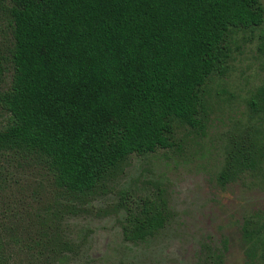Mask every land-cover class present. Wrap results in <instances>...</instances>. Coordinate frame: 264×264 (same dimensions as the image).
Returning <instances> with one entry per match:
<instances>
[{
	"label": "trees",
	"instance_id": "1",
	"mask_svg": "<svg viewBox=\"0 0 264 264\" xmlns=\"http://www.w3.org/2000/svg\"><path fill=\"white\" fill-rule=\"evenodd\" d=\"M0 12L10 31L0 52V194L16 159L40 165L56 193L38 211L0 209V264L73 252L60 232L71 211L60 200L97 193L133 154L172 147L175 121L202 128L203 89L225 72L229 35L263 23L260 0H0ZM249 108L263 109L264 96ZM246 140L228 153L222 182L254 168L258 150ZM128 198L122 191L117 204L125 241L165 227L163 193ZM244 235L247 264H256L253 235ZM209 258L223 264L217 250Z\"/></svg>",
	"mask_w": 264,
	"mask_h": 264
},
{
	"label": "rangeland",
	"instance_id": "2",
	"mask_svg": "<svg viewBox=\"0 0 264 264\" xmlns=\"http://www.w3.org/2000/svg\"><path fill=\"white\" fill-rule=\"evenodd\" d=\"M260 4L263 23L229 35L225 72L205 84L202 128L175 121L172 147L133 154L97 193L60 200L71 211L60 222V232L73 252L49 261L24 254L14 259L16 263L212 264L209 256L217 250L223 264H247V229L256 245V264H264V108H249L256 93L264 96V0ZM9 40L0 12V52L5 53ZM3 78L7 85L10 72ZM243 140L256 144V164L222 182L227 155ZM5 165L9 184L0 194V209L15 204L33 212L52 203L56 193L40 165L21 159ZM122 191L128 201L163 193L171 212L165 227L143 242L125 241V212L117 206Z\"/></svg>",
	"mask_w": 264,
	"mask_h": 264
}]
</instances>
